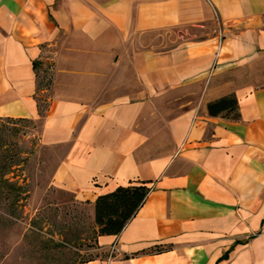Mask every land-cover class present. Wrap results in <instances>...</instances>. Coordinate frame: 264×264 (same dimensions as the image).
I'll list each match as a JSON object with an SVG mask.
<instances>
[{
  "label": "crops",
  "instance_id": "obj_1",
  "mask_svg": "<svg viewBox=\"0 0 264 264\" xmlns=\"http://www.w3.org/2000/svg\"><path fill=\"white\" fill-rule=\"evenodd\" d=\"M7 117L55 157L24 206L150 187L75 264H264V0H0Z\"/></svg>",
  "mask_w": 264,
  "mask_h": 264
},
{
  "label": "rangeland",
  "instance_id": "obj_2",
  "mask_svg": "<svg viewBox=\"0 0 264 264\" xmlns=\"http://www.w3.org/2000/svg\"><path fill=\"white\" fill-rule=\"evenodd\" d=\"M40 125L0 118V264H75L99 252L87 206H24L55 163L39 139Z\"/></svg>",
  "mask_w": 264,
  "mask_h": 264
},
{
  "label": "trees",
  "instance_id": "obj_3",
  "mask_svg": "<svg viewBox=\"0 0 264 264\" xmlns=\"http://www.w3.org/2000/svg\"><path fill=\"white\" fill-rule=\"evenodd\" d=\"M207 110L212 115L239 117L238 102L233 93L208 101ZM149 188L144 182H129L118 184L113 189L98 194L93 206L96 233H119L142 204Z\"/></svg>",
  "mask_w": 264,
  "mask_h": 264
},
{
  "label": "built area",
  "instance_id": "obj_4",
  "mask_svg": "<svg viewBox=\"0 0 264 264\" xmlns=\"http://www.w3.org/2000/svg\"><path fill=\"white\" fill-rule=\"evenodd\" d=\"M214 10H215V14L217 15V13H218L217 10L216 9H214ZM111 248L113 249V246Z\"/></svg>",
  "mask_w": 264,
  "mask_h": 264
}]
</instances>
